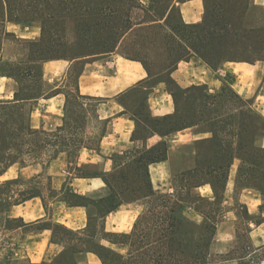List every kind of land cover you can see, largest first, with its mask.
I'll list each match as a JSON object with an SVG mask.
<instances>
[{"label":"trees","instance_id":"trees-1","mask_svg":"<svg viewBox=\"0 0 264 264\" xmlns=\"http://www.w3.org/2000/svg\"><path fill=\"white\" fill-rule=\"evenodd\" d=\"M1 1L2 20L37 22L42 32L38 40L28 42L26 62H0V73L18 82L14 99L0 101V110L11 111L12 118L25 116V122L12 131L2 123L4 121L0 116V175L15 163L26 166L44 160L47 151L49 154L43 162L48 163L60 154H66L68 166L72 169L81 149L98 150L105 135V128L90 134L91 121L106 124L109 120H100L98 115L97 108L103 99L82 94L78 85L80 71L72 69L67 77L72 85L69 87L66 84L68 88L63 90L66 103L61 125L54 129L33 128L29 121L31 107L27 115L22 112L26 104L46 95L43 63L114 52L136 24L134 13L143 10L144 5L141 0ZM225 1L217 0L210 5L208 0H204V17L199 23H186L177 4L168 6L164 17L165 25L170 28L167 36L172 43V51L182 48L186 55H178L175 64L162 70L167 72V78L157 77L152 83H149L153 78L149 65L143 59L133 57L143 63L149 77L118 98L125 112L137 123L134 140H146L150 134L165 136L194 126L210 130L213 138L207 145L196 142L193 146H183L195 148L198 145L204 157L183 169H176L175 191L170 194L153 189L148 170L150 163L167 158L166 142H159L150 148H135L125 161L119 158L116 168L104 176L107 185L104 194L96 197L67 192L66 199L70 203L81 202L88 207L90 222L82 235L60 228L64 233L74 235L78 241L71 246L72 252L62 255V260L74 261L76 253L89 250L97 253L103 264H214L211 247L223 211V192L235 157L241 161L237 186L260 190L264 201L262 114L230 84L220 94H212L205 85L184 88L171 75L181 60L194 54L213 67H218L225 60H241L227 56L229 47L222 42L231 30L224 13L226 9L222 7ZM178 10L183 28L199 27L195 35L186 36L177 26L170 24L172 15ZM210 18L214 21L212 28L208 26ZM70 22L74 27L73 49L67 41ZM219 23L223 26H215ZM34 72H37L35 76ZM32 77L36 78V82L31 80ZM160 81L167 83L174 98L175 110L164 116H153L147 92ZM35 83L37 86H34ZM141 107L147 109L143 118L139 116ZM3 126L6 128L1 132ZM205 183L211 184L216 197L214 200L206 199L195 191ZM136 201L141 202L144 209L131 232L104 231L100 224L102 218L121 204ZM186 207L200 214L202 220L197 222L187 217L184 212ZM250 231L249 224L238 230L232 252L217 255L222 262L220 264L228 260L235 264H264V251L254 245ZM100 237L127 246V253L104 246L99 241Z\"/></svg>","mask_w":264,"mask_h":264},{"label":"crops","instance_id":"crops-1","mask_svg":"<svg viewBox=\"0 0 264 264\" xmlns=\"http://www.w3.org/2000/svg\"><path fill=\"white\" fill-rule=\"evenodd\" d=\"M252 3L264 9V0H252ZM179 7L186 23H199L203 20L205 10L203 0H185L179 4ZM41 32L39 23L1 20L0 62H16L12 60L13 57L7 55L8 47L4 42L5 36L12 34L14 38L26 42L28 48V42L38 40ZM125 64L130 65L139 74L134 81H127L122 72L121 66ZM72 69L80 71L78 85L82 94L103 99L99 103L97 111L100 120H109L106 124L99 123L102 125L101 128L99 127L100 131L105 128V135L98 150L86 147L81 149L75 163L76 166L74 165L72 169L68 166L66 154H60L48 163L40 161L26 166L15 163L0 175V205L4 206L0 210L1 228L9 231L31 227L33 229L28 230L27 234H34V240L30 242V247L24 251V254L0 251V264H18L17 262L22 259H27L28 264H103L98 254L89 250L76 253L74 261L62 260L63 254L72 252L73 244L69 239L59 236L60 228L64 227L82 235L90 222L88 207L81 202L70 203L66 199L67 192L96 197L104 194L107 188L104 176L116 168L119 158L125 161L135 148L143 146L150 148L159 142H166L168 145L167 158L150 163L148 170L152 187L156 192L173 193L176 169H183L192 165L196 159L204 157V152L198 145L190 149L188 156H183L181 148L187 145H196V142L207 145L213 138V133L210 130L194 126L165 136L150 134L146 140H134L133 134L137 123L125 112V108L118 98L138 82L147 79L149 73L140 60L130 57L124 48H120V45L110 54L74 60L45 61L42 67L43 82L48 90H46V95L33 100L34 103H32L33 101L29 103L31 104L29 121L33 128L54 129L61 125L66 103V95L63 92L66 84L61 86L62 83L58 82V77L65 75V80L68 81L67 77ZM171 75L184 88L192 85H205L212 94H220L223 91L224 83L229 82L243 98L252 102L264 117L263 59L255 61L225 60L218 67H213L194 54L188 59L181 60ZM260 83H262L261 88ZM17 90L16 79L0 73V101L13 100ZM147 97L148 106L153 116H164L174 112V98L166 82L160 81L150 88ZM53 118L59 119V121L50 124L48 120ZM94 133L96 132L92 131L91 134ZM262 145L264 146V137ZM58 160L67 164V177L61 181V184H56L58 176L55 163ZM240 162V159L235 157L230 166L222 198L224 209L218 220L211 247V252L217 253L214 255L212 252L214 257H217L218 254L231 253L236 245L238 230L243 229L228 228L223 221L225 212L226 214L233 213L235 219L240 217L235 207H227V205L239 203L238 196L241 194L248 197V201L246 200L241 205L245 208L246 226L248 224L251 226L252 241L255 246L262 247L264 251L263 197L260 190L256 188L237 186ZM13 169L15 175L10 174ZM45 177L50 181L48 189L54 209L46 202V195L39 187L40 184L30 186L31 181L36 182ZM5 185L16 186V188L4 193ZM195 191L206 199L214 200L216 198L210 183L200 185ZM63 205L65 206L64 210H62ZM143 209L144 205L138 201L121 204L102 218L100 224L108 233H129ZM184 212L192 220L197 222L202 220V216L192 208L186 207ZM122 214H127L132 221V226L126 230L120 229V223L117 221V218ZM192 214L198 216L199 219L191 217ZM14 221L19 222V225L10 227V223ZM234 237L235 241L229 243V240ZM2 239L0 233V241ZM99 241L104 246L123 254L128 251L127 246L112 243L106 237H100ZM11 250L14 251L15 248H11ZM224 264H235V262L228 260Z\"/></svg>","mask_w":264,"mask_h":264},{"label":"rangeland","instance_id":"rangeland-1","mask_svg":"<svg viewBox=\"0 0 264 264\" xmlns=\"http://www.w3.org/2000/svg\"><path fill=\"white\" fill-rule=\"evenodd\" d=\"M183 1L185 0H143V10H137L133 15L135 20L134 23L136 24L133 25V28L122 38L119 43L120 48H124V51L130 57L143 59L149 65L153 75V78L149 83L155 81L157 77L167 78V72H163L162 70L172 66L173 63L175 64V58L178 55L185 54V51H183L182 48L172 51V43H170L167 36V32L170 31V28L165 25L166 17H164L165 10L168 6H170L172 3H175L179 6V4ZM208 1L210 5H213L214 2H217V0ZM222 7L226 9L224 13L225 16H227L226 18L228 24L231 27V30L226 35L225 39L222 40L223 44H227V46L229 47V49L226 51L227 56L240 58L241 60L247 59L252 61H255L257 58L264 59V9L255 6L252 3V0H226L225 3H223ZM2 17L3 7L2 1L0 0V24ZM213 22V18H210L208 22L209 28L214 27ZM170 24H172V26H177L180 29V32L182 34H186V36H189L191 34L195 35L199 29V27L193 29L183 28L184 25H182L183 21L181 19L179 10L175 11L172 15ZM215 26L221 27L223 26V23H219ZM73 31L74 27L72 22H70L67 30V33L69 34L67 41L71 49L75 47V36ZM4 42L8 47L7 55L13 57L12 60H15L16 62H26V54L28 50L26 42L14 38L12 34L5 36ZM121 67L127 81H134L138 77L139 74L135 72L130 65L125 64ZM36 74L37 72H34V76ZM58 78V82L62 83L61 86L68 84V86L70 87L72 85L71 80H69V82L65 80V75H60ZM31 80L36 82L35 77H32ZM227 85H229V82L224 83L223 89L226 88ZM261 85L262 83H260V88ZM34 86H37V84L35 83ZM44 88L48 90V87L45 86ZM32 103H34V101ZM30 107L31 104H26L22 113L27 115V111ZM1 111L2 110H0V112ZM146 113L147 109L145 107H141L139 115L140 118H143ZM5 114H9V116H6ZM11 114V111L6 110L4 112L2 111L0 113V116L4 121L2 123H4L5 126H7V128L12 131L13 129L16 130L15 127H20V124L25 122V116L14 117L15 115H13L14 118H12L10 117ZM48 121L50 122V124L57 123L59 119L56 120L53 118L49 119ZM5 126H3L4 129H1V132L5 131ZM99 127L101 128L102 125L92 120L89 129L90 134L92 133V131L96 133L100 132ZM190 149L191 148L185 147L181 148L183 156H188L187 154ZM46 153L47 154L44 155L45 157L43 158L44 160L47 158L49 152L47 151ZM44 160H42V162ZM55 166L57 172L56 174L58 176L56 179V184H61V181L65 177H67V164L62 160H58L55 163ZM10 174L15 175V170H11ZM31 185H39L41 190H43L44 194L46 195V202L50 207L52 206V208L54 209L48 189L50 186V181L48 180V178H41L36 182L31 181L30 186ZM12 188H16V186L5 185L3 192L7 193ZM238 200L239 203L235 202V204L233 203V205L232 203H230L229 205H227V207H235L237 209V212L240 214V217L238 219H235L233 213L226 214V212L224 214L225 217L223 216V221H225L224 224L228 228L246 227V220L244 219V217L246 216L245 208L241 204H244L243 202H245L246 200L248 201V197L241 194L238 196ZM3 207V205H0V210ZM64 209L65 206L63 205L62 210ZM191 217L195 218L196 220L199 219V217L195 216V214H192ZM117 221L120 223V229L122 230H126L127 228L132 226V221H130L127 214H122L121 216H119L117 218ZM18 225L19 222L14 221L10 223V227H17ZM32 229L33 228L31 227H27L6 231L0 226V233L3 238L0 241V244H2L0 246V251H3L5 253L18 252V254L20 255L24 254V251H26L27 248L30 247V242L34 240V234H27L28 230L30 231ZM59 236L69 239L73 245L78 243L74 235L66 234L62 230L59 231ZM235 239L236 238L234 237L233 239L229 240V243L234 242ZM11 248H15V250L12 251ZM212 252L214 255L217 254L215 251ZM20 261L22 262L19 263ZM20 261L17 263L28 264L27 259H22ZM213 261L214 264L222 263L216 256Z\"/></svg>","mask_w":264,"mask_h":264}]
</instances>
